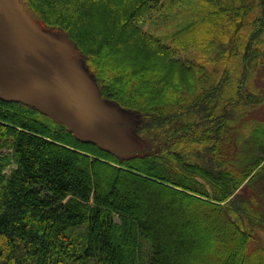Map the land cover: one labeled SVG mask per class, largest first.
<instances>
[{
	"label": "trees",
	"instance_id": "trees-1",
	"mask_svg": "<svg viewBox=\"0 0 264 264\" xmlns=\"http://www.w3.org/2000/svg\"><path fill=\"white\" fill-rule=\"evenodd\" d=\"M20 1L102 99L169 139L120 155L0 98V264H264V122L243 117L264 105V0ZM192 4L175 47L143 29Z\"/></svg>",
	"mask_w": 264,
	"mask_h": 264
},
{
	"label": "rangeland",
	"instance_id": "rangeland-1",
	"mask_svg": "<svg viewBox=\"0 0 264 264\" xmlns=\"http://www.w3.org/2000/svg\"><path fill=\"white\" fill-rule=\"evenodd\" d=\"M15 1L18 12V24H21L23 28L18 37L15 34V39H34V42L48 54L54 55V57L61 55L64 74L63 83L70 95L71 102L74 103L76 114L82 120L80 133L104 143L112 152L120 155L154 153V151H158L165 145V140L169 138L164 137L160 131L149 130V126L145 120L139 118V116L129 110L120 108L113 102L102 99L98 94L97 86L90 79L87 71L81 67L80 60L77 58L78 56H72L63 38H58V35L61 33L59 31L47 30V32L49 31L48 33L56 36L52 37L40 28L41 31L33 29L25 22L23 16H26V14L22 2L20 0ZM194 5L182 6V8L178 7L169 13L164 10L163 13L160 12L161 14L153 15L146 22L143 29L155 38H159L162 43L175 47L177 28L181 27L185 29V33L179 32V38L187 39V36H189V34L186 35V30L189 27H186V25L192 20V13L195 12ZM195 47L191 46L187 51L181 49L180 56L187 61H194L193 58L197 57V54L193 51ZM123 65L127 64L124 63ZM258 70L254 80L255 89L259 92H264V63L263 67L261 66ZM249 110H244V114L242 113L243 117L250 118L256 123L264 122V105L261 108L246 113ZM69 125L68 128L70 129L73 124ZM173 141L171 140L169 143ZM186 142L187 140H183L181 145H184ZM2 152L5 155L8 154L5 153V150H2ZM14 168V164L11 163L5 167L4 174L9 176ZM115 222H118V217H115ZM202 228L204 229L203 225ZM259 234L264 242V230Z\"/></svg>",
	"mask_w": 264,
	"mask_h": 264
},
{
	"label": "water",
	"instance_id": "water-1",
	"mask_svg": "<svg viewBox=\"0 0 264 264\" xmlns=\"http://www.w3.org/2000/svg\"><path fill=\"white\" fill-rule=\"evenodd\" d=\"M23 17L33 29L41 31L25 15ZM22 31V25L18 24L16 1L0 0V98L23 102L55 121L67 126L73 124L70 130L77 138L111 150L104 143L80 133L82 120L76 114L63 83L61 55L54 57L48 54L34 39H15V34L18 37ZM58 38H63L72 56H77L64 35L59 34Z\"/></svg>",
	"mask_w": 264,
	"mask_h": 264
}]
</instances>
